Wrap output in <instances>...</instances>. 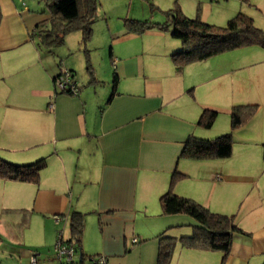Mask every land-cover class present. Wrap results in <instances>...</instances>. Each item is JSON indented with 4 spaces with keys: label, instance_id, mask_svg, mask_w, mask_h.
I'll return each instance as SVG.
<instances>
[{
    "label": "crops",
    "instance_id": "obj_1",
    "mask_svg": "<svg viewBox=\"0 0 264 264\" xmlns=\"http://www.w3.org/2000/svg\"><path fill=\"white\" fill-rule=\"evenodd\" d=\"M252 3L247 12L264 29V0ZM0 8V156L46 160L37 183L0 177V264H32L31 255L34 264L64 262L49 253L56 231L72 243L73 211L86 217L81 251L104 255L107 264H157L162 234L174 238L165 264H264V47L177 64L172 54L182 44L170 27L136 32L123 22L112 33V88L91 95L89 85H78L77 94L58 93L54 77L75 62L50 58L36 43L35 26L49 17L44 2L0 0ZM27 61L28 74L5 80ZM247 103L256 105L253 116L231 130L232 107ZM205 108L217 111L210 127L198 123ZM228 131V157L181 153L190 135ZM170 188L233 216L242 231L233 233L225 255L180 240L197 222L162 213L160 196ZM32 214L47 224L35 240L24 234Z\"/></svg>",
    "mask_w": 264,
    "mask_h": 264
},
{
    "label": "trees",
    "instance_id": "obj_2",
    "mask_svg": "<svg viewBox=\"0 0 264 264\" xmlns=\"http://www.w3.org/2000/svg\"><path fill=\"white\" fill-rule=\"evenodd\" d=\"M49 17L36 24L34 33L40 38V43L51 46L61 44L66 33L78 29L82 32L85 43L92 31V23L96 16L98 0H42ZM2 12L0 8V21ZM166 21L151 22L126 19L128 30L143 32L152 27L171 28V36L182 44V50L173 53L172 58L177 64L202 60L212 55L236 47L257 44L264 47V29L255 25L253 18L242 12L227 19L225 25H215L200 19L188 17L179 6L170 8L166 12ZM86 68L89 81L97 82L92 72V65L86 56ZM71 76L74 71L69 69ZM115 76L113 87L115 86ZM77 91L79 86L76 83ZM55 92L72 94L71 91L58 90ZM73 95V94H72ZM256 110L255 104H236L230 112L231 130L248 121ZM217 115V111L205 108L198 119L203 127H210ZM182 155L191 158L228 157L232 153L231 131L222 133L212 138H202L190 135L183 144ZM45 158L41 157L29 163H16L0 156V177L20 181L38 182L40 170L45 165ZM175 172L170 180V185L178 177ZM163 214L185 213L196 220L193 232L189 236H182L181 241L187 245L206 246L220 249L224 255L228 252L232 235L242 231L234 222L232 215L213 212L202 204L185 196L174 193L171 188L160 196ZM84 227L83 214L73 211L70 218L72 237L69 241L81 253L78 264H83L85 254L81 251V236ZM174 238L166 235L159 236L157 264H165L171 254ZM95 255V254H94ZM89 255L87 257H90Z\"/></svg>",
    "mask_w": 264,
    "mask_h": 264
},
{
    "label": "rangeland",
    "instance_id": "obj_3",
    "mask_svg": "<svg viewBox=\"0 0 264 264\" xmlns=\"http://www.w3.org/2000/svg\"><path fill=\"white\" fill-rule=\"evenodd\" d=\"M248 2L252 3L253 0H98L96 16L91 25L92 31L89 39H86L85 43L82 40V32L78 29L66 33L61 44L46 46L40 43V38L37 35L35 40L38 46H40L41 51L46 52L47 56L50 58L52 56L57 60L61 58L65 63L69 61L75 62V67H72L75 73L71 76V79L76 81L82 88L89 85L88 90L91 91V95L94 94V91L105 93L112 88L113 65L109 55L113 42L112 33L115 31L116 27L123 24L126 19H128V21L162 22L167 19L166 12L168 9L179 6L188 17H199L209 23L222 26L225 25L227 19L238 12L248 14ZM87 54L89 62L92 65L91 70L94 71V76L98 80L96 83L92 84L89 82V73H87L86 68ZM2 60H4V58H2ZM26 63L27 66L18 71L17 74L14 73L16 70H12L13 74L8 75L5 80L9 82L13 80L16 81L21 77L20 74L22 72V74H28L27 71H31V68L29 70L28 68L32 66L33 62L27 61ZM82 95L85 96L86 94L84 93ZM29 162L27 161L25 163ZM19 216L20 215H17L16 218L19 219ZM54 218L53 216V219ZM85 221L86 217L84 222ZM46 226L47 224L43 226V221L39 214H32L29 228L24 231L25 237L35 240L36 232L38 233L39 229H45ZM86 227H88V222H86ZM2 229L4 228L0 226V230ZM58 232L59 231H56L55 241L57 240ZM44 240L48 241L45 232ZM19 244L24 245L23 243ZM49 255L53 258L52 260L59 261V259L55 257L54 246L50 249ZM87 262L88 257H85L84 263Z\"/></svg>",
    "mask_w": 264,
    "mask_h": 264
},
{
    "label": "built area",
    "instance_id": "obj_4",
    "mask_svg": "<svg viewBox=\"0 0 264 264\" xmlns=\"http://www.w3.org/2000/svg\"><path fill=\"white\" fill-rule=\"evenodd\" d=\"M54 88L71 91L72 94H76V81L71 79V73L68 68L62 67L59 73L54 77ZM54 252L57 258H64V262H61V264H78L80 261L79 255H77L78 250L75 245L63 241L60 231L58 232L57 240L54 245ZM30 262L34 264L36 262V256L31 255ZM86 264H107V258L104 255L95 254L88 257V262Z\"/></svg>",
    "mask_w": 264,
    "mask_h": 264
},
{
    "label": "water",
    "instance_id": "obj_5",
    "mask_svg": "<svg viewBox=\"0 0 264 264\" xmlns=\"http://www.w3.org/2000/svg\"><path fill=\"white\" fill-rule=\"evenodd\" d=\"M80 257H81V253H80V251H79V259H80Z\"/></svg>",
    "mask_w": 264,
    "mask_h": 264
}]
</instances>
